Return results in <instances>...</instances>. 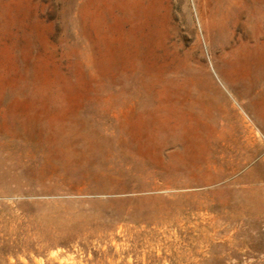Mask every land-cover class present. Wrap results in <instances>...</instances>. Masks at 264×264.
Masks as SVG:
<instances>
[{
    "label": "rangeland",
    "instance_id": "obj_1",
    "mask_svg": "<svg viewBox=\"0 0 264 264\" xmlns=\"http://www.w3.org/2000/svg\"><path fill=\"white\" fill-rule=\"evenodd\" d=\"M220 19L0 0V264H264V45Z\"/></svg>",
    "mask_w": 264,
    "mask_h": 264
},
{
    "label": "bare ground",
    "instance_id": "obj_2",
    "mask_svg": "<svg viewBox=\"0 0 264 264\" xmlns=\"http://www.w3.org/2000/svg\"><path fill=\"white\" fill-rule=\"evenodd\" d=\"M199 27L206 31L204 19L215 23L219 18L222 30L229 28L245 47H263V6L261 0H192ZM219 16V18H217ZM224 30V31H225ZM243 46V47H244Z\"/></svg>",
    "mask_w": 264,
    "mask_h": 264
}]
</instances>
